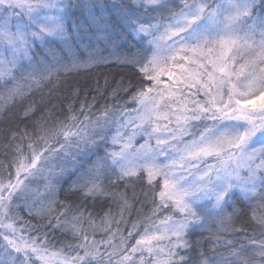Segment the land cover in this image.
Segmentation results:
<instances>
[{
    "label": "snow or ice",
    "instance_id": "snow-or-ice-1",
    "mask_svg": "<svg viewBox=\"0 0 264 264\" xmlns=\"http://www.w3.org/2000/svg\"><path fill=\"white\" fill-rule=\"evenodd\" d=\"M96 7L0 0V107L48 86L51 95L68 76L110 62L92 53L81 59L84 29L69 23L73 9L86 10L95 40L114 43ZM117 16L118 37L131 36L140 50L117 58L135 82H121L112 96L131 92L135 107L105 105L93 118V104L77 109L73 99L63 118L53 105L31 131L9 135L0 148L8 157L0 160V264H264V0H130ZM35 112L31 101L23 118ZM101 147L104 155L85 167ZM69 172L70 193L107 197L116 211L96 216L60 200ZM138 182L151 207L129 227ZM246 208L251 233L235 227ZM21 211L71 239L57 247ZM197 228L211 234L210 255L188 239Z\"/></svg>",
    "mask_w": 264,
    "mask_h": 264
},
{
    "label": "trees",
    "instance_id": "trees-1",
    "mask_svg": "<svg viewBox=\"0 0 264 264\" xmlns=\"http://www.w3.org/2000/svg\"><path fill=\"white\" fill-rule=\"evenodd\" d=\"M74 3H83L84 0H73ZM130 0H95L97 5L93 9L95 14V20L99 22L101 28L105 27L103 21L100 20V17L103 16L105 20L108 21L111 36L114 39V43H103L95 40V24L93 21V16H90L88 11L82 9H73L69 17V23L77 27L83 26L84 31H82L76 40L78 45L77 51L81 59H86L89 53H92L96 56L107 58L110 62L106 64H100L93 69L81 72L80 74L70 75L65 80H62L58 89L52 90L51 95L49 91L51 86L45 87L42 92H34L23 104L15 103L14 105L9 103L4 107H0V148L3 144L8 142L9 135L14 131H20L24 128H27L29 131L33 128V121L39 119L41 115H45L48 109H51L53 105L56 106L55 114L61 118L67 115L66 106L73 99H75V107L78 109L79 104L83 101L89 104H93L91 109V114L93 118L96 115H99L102 107L105 105L109 106H125L131 107L133 104L129 100L131 92L124 93L123 91L118 92L115 97L112 96L113 89H116L121 82L127 84L130 80L135 82V73L130 67H127L116 62L118 57L125 55H132L134 52L140 50V44L138 41L134 40L131 36H127L126 39H120L118 37V28L122 29L119 25V19L117 16V10L122 4L129 3ZM100 5H103V9L100 8ZM154 15V14H153ZM54 47L59 48V45H53ZM34 54L43 55L44 51L37 47ZM79 89V96L73 97V91ZM2 91V90H0ZM101 93L103 94L101 96ZM95 97V101L93 98ZM43 100V102H41ZM36 102V112L30 119L23 118V111L26 105L31 102ZM106 147V145L104 146ZM104 147L95 149V154L91 155L89 159L84 161V163L90 164V161H94L97 156H103L100 153L104 152ZM99 150V154H97ZM2 150H0V160L7 159ZM85 165V167L88 166ZM75 179V175L68 173L64 180L60 184V200H67L69 203H76L86 208L88 211H91L94 215L100 216L103 215V212L106 211L109 207L116 211L115 205L111 203V200L107 197H100L97 200L93 201L92 199L84 200V198L79 194H72L69 190V185ZM33 187H36L35 185ZM123 187V186H121ZM148 186L146 183L138 182L135 185V191L138 196V200L133 202V208L131 214L127 215L128 226L130 227L131 222L137 218V215L146 214L151 207L150 203H142L144 201L143 193L148 191ZM128 194L131 197L132 189H128ZM237 207H240L237 204ZM166 211V210H165ZM231 211V209H229ZM21 215L25 220H30L33 225H40V230L42 232H48L49 237L57 244V247L61 243L69 241L70 236H66L60 231H53L46 226V221L36 220L28 216L26 211H21ZM161 216L164 215V212H161ZM251 210L245 209V214L242 217L235 219V227L240 228L244 227L251 231L253 230V224L250 219ZM55 223V220H53ZM123 227V225H122ZM216 231L215 228L212 229L214 234ZM256 234L259 237V229H256ZM124 235H127V231L124 232ZM243 233H237L235 235H224L222 239H233L237 240L238 237L242 236ZM99 238V236L97 237ZM211 234L201 228L194 229L188 236L189 241L193 245V249H197V241L200 242L199 247L209 255V249L211 248L210 243ZM134 243V241H132ZM223 250V249H221ZM193 259H195V253H193ZM36 264H40L36 261Z\"/></svg>",
    "mask_w": 264,
    "mask_h": 264
},
{
    "label": "rangeland",
    "instance_id": "rangeland-1",
    "mask_svg": "<svg viewBox=\"0 0 264 264\" xmlns=\"http://www.w3.org/2000/svg\"><path fill=\"white\" fill-rule=\"evenodd\" d=\"M117 31L116 32H118V33H121V30H120V28H118V29H116ZM100 43L101 44H103L104 42L103 41H100ZM135 107V105L133 104L131 107H127V109L129 110V111H131L133 108ZM140 142H142V141H140ZM106 147H108V148H111V145L110 144H108V145H106ZM97 154H99V150H97ZM101 155H104V152H102V153H100ZM99 154V155H100ZM87 162V161H86ZM90 163H91V161H90ZM88 163H85V165H87ZM71 172H69V174H70ZM41 191H42V189H41ZM37 262H39L40 263V261L39 260H36Z\"/></svg>",
    "mask_w": 264,
    "mask_h": 264
}]
</instances>
